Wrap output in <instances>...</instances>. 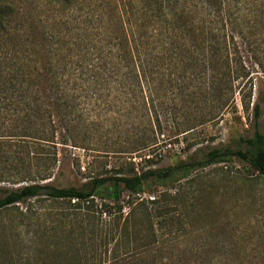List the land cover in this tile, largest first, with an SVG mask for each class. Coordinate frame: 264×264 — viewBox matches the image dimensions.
Listing matches in <instances>:
<instances>
[{
	"label": "trees",
	"instance_id": "trees-1",
	"mask_svg": "<svg viewBox=\"0 0 264 264\" xmlns=\"http://www.w3.org/2000/svg\"><path fill=\"white\" fill-rule=\"evenodd\" d=\"M41 1L67 12L80 0ZM96 1L93 12L51 22L0 0V264H192L163 254L170 235L187 227L180 219L194 211L188 193L139 195L191 183L197 169L222 163L264 178L260 102L251 88L235 86L249 65L264 72V0ZM104 90L121 93V107L139 120L112 151L126 160L144 153L137 165L179 142L180 152L195 148L189 133L234 109L235 93L251 111V134L198 147L161 170L135 173L127 162L126 171L79 187L51 185L57 141L90 136V123L77 115L79 98ZM33 200L60 205L57 223L19 210Z\"/></svg>",
	"mask_w": 264,
	"mask_h": 264
},
{
	"label": "rangeland",
	"instance_id": "rangeland-1",
	"mask_svg": "<svg viewBox=\"0 0 264 264\" xmlns=\"http://www.w3.org/2000/svg\"><path fill=\"white\" fill-rule=\"evenodd\" d=\"M14 3L22 7L24 12L48 17L52 22L57 16L77 19L78 15L93 12L97 1L80 0L73 10L67 12H62L61 7H49L41 0H14ZM248 71L249 76L240 83L236 82L235 86L238 90L243 86L246 90L251 88V100L260 102V131L264 133V72L253 65L248 66ZM126 100L121 93L106 90L97 97L79 98L77 115L84 116L90 123L86 129L90 136L84 140L79 134L75 138L76 143L70 140L66 145L57 141V163L49 180L51 185L79 187L90 178L114 175L119 169L126 171L127 162L135 164V173L148 168L161 170L186 160L198 147L222 146L238 134H251V111L241 109L235 93L234 109L189 133L188 140H197L195 148L186 153L180 152L179 148L184 142H179L162 149L157 154L160 157H153V162L147 166H144L143 161L137 165L139 156L144 153L133 154L126 160L112 152L121 147L125 132L132 129L131 124L138 126L139 123L135 114L129 116L123 110ZM104 105H110L111 108L102 109ZM84 128V124L83 127L81 125V132ZM166 150L171 151L167 154ZM193 176L195 178L191 183L181 180L170 187L157 186L155 194L139 195V200H147L163 192L172 195L179 189L188 193L186 203L194 211L180 219L182 226L187 224V227L170 235V244L163 254L174 259L189 260L192 264H205L207 259L212 260L213 264H264V178H258L257 173L252 171L244 174L234 162L197 169L186 180ZM126 199L124 192L123 202ZM61 208L60 205L41 200L19 205V210L36 212L33 218L40 217L47 225L57 223V213ZM177 208L181 210L183 207L178 205ZM127 211V208L123 209V213ZM22 234L26 237L25 231Z\"/></svg>",
	"mask_w": 264,
	"mask_h": 264
}]
</instances>
